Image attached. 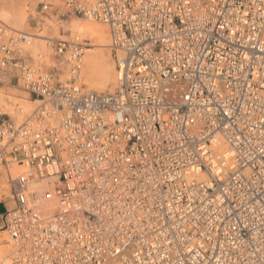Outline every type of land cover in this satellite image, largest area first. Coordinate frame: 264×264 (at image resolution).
<instances>
[{
	"label": "built area",
	"instance_id": "1",
	"mask_svg": "<svg viewBox=\"0 0 264 264\" xmlns=\"http://www.w3.org/2000/svg\"><path fill=\"white\" fill-rule=\"evenodd\" d=\"M54 11L109 26L116 87L83 83L79 36L33 57L0 19V79L40 102L0 122L11 264H264V0Z\"/></svg>",
	"mask_w": 264,
	"mask_h": 264
},
{
	"label": "rangeland",
	"instance_id": "2",
	"mask_svg": "<svg viewBox=\"0 0 264 264\" xmlns=\"http://www.w3.org/2000/svg\"><path fill=\"white\" fill-rule=\"evenodd\" d=\"M41 2L46 3H52V9L49 13H41L40 12V5ZM63 5V0H0V13H9L11 16V22L5 21L9 26H11L14 29L22 30L27 32L29 35H36V34H43L46 36L44 40H38V43L36 45H32L29 43L28 46H26L27 51L33 56L37 57L39 54H43L46 56H50L51 51V44L52 42H55L58 39H72L75 37V34H72V32L68 29V25L70 22H84L86 18L83 17H76L72 15H64L62 16L61 13H57L54 10L58 7H61ZM54 11V13H53ZM26 14V18L24 23H19L20 17L24 14ZM19 17V19H18ZM97 21V20H96ZM98 22V21H97ZM99 23H102L99 21ZM50 37V38H49ZM52 38V39H51ZM43 39V38H41ZM80 39H84L85 42L88 43L89 47H92L89 45L92 43V41L89 38L80 37ZM87 47V48H89ZM111 49V47L109 46ZM110 60L114 64L113 55H112V49L110 50ZM83 77V76H82ZM14 81H11L10 72L6 73L5 76L1 77L0 79V90L5 95V101L7 102L10 99H14L19 101L18 103H21L20 106H22V100L28 99V100H35L36 98L29 95L28 93H25L18 85V82L13 79ZM83 83L86 85V87L90 90H99L97 88L94 89V87L90 86L85 79L83 78ZM114 90V89H113ZM112 90V91H113ZM106 91V90H104ZM108 91V90H107ZM111 91V90H110ZM16 98V99H15ZM21 101V102H20ZM37 106L40 104V102L36 103ZM8 109V108H7ZM1 112L0 114V122L3 120H8L9 118H13L14 120L17 119V121L20 119V121L24 118V114L21 115L23 117L17 118L14 114H11V112L8 111V113L5 111L4 107L1 106ZM34 116V114H33ZM13 168V167H11ZM10 168V169H11ZM9 169V170H10ZM6 168H2L0 171V188H6L8 189V192L6 195L11 196V193H9V184L7 182L8 177V170L6 171ZM7 172V173H6ZM4 178V180H3ZM6 178V181H5ZM4 181V182H3ZM10 203L5 202L0 205V209H6ZM10 238L8 237L7 232L3 231L0 233V246L4 248L5 253L3 252V257H6L9 259L10 254ZM7 245V246H6ZM6 248H5V247ZM7 249V250H6ZM1 259V258H0ZM1 261V260H0ZM10 263V259H9Z\"/></svg>",
	"mask_w": 264,
	"mask_h": 264
},
{
	"label": "bare ground",
	"instance_id": "3",
	"mask_svg": "<svg viewBox=\"0 0 264 264\" xmlns=\"http://www.w3.org/2000/svg\"><path fill=\"white\" fill-rule=\"evenodd\" d=\"M26 14L27 13H24L20 17L19 23L22 22L23 24L24 21H26L25 20ZM0 19L11 22V16L9 13H0ZM68 29L72 32V34H75L76 36L79 37L89 38L92 41V43L89 44L92 47H89L85 50V54L83 58L84 66L82 70V76L85 79V81L90 86L94 87V89L97 88L102 91L104 90L112 91L113 89H115L116 70H115V65L113 64V62L110 60L109 57L111 50L109 46L112 44V35L110 33L109 26L104 23H99V21L97 22L95 19H89L84 22H70L68 25ZM44 38H46V36H44L43 34H36L32 36L30 35L28 37V41H30V44L36 45L38 43V40L41 41L44 40ZM65 77H66L65 73L61 75L62 79H65ZM10 100H14V99H10ZM3 101H5V95L0 90V106L4 107L7 113L9 111L11 112V114H14L15 117L17 118L23 117L21 116L23 114L24 117L33 116L34 111L37 108L36 103L39 102L37 100L23 99L22 100L23 105L20 106L21 103H19V106L17 107L20 109L14 110V108L9 105L8 101L2 104ZM14 101H15L14 103L19 102V101L16 102V100ZM18 121H20V119ZM20 169L21 167H19L18 165H14V167L11 168L9 172L16 173ZM42 205L44 210L54 211L57 208V201L53 196L44 197V199L42 200ZM3 252L5 253L3 246L2 247L0 246V258H1L0 264H11V261L9 263L8 258L3 257L4 255Z\"/></svg>",
	"mask_w": 264,
	"mask_h": 264
},
{
	"label": "crops",
	"instance_id": "4",
	"mask_svg": "<svg viewBox=\"0 0 264 264\" xmlns=\"http://www.w3.org/2000/svg\"><path fill=\"white\" fill-rule=\"evenodd\" d=\"M5 202H9L11 204V201H5ZM2 203H4V201H0V205H2ZM6 211H7V208L6 209H0V233L4 231V226H5L4 215H5Z\"/></svg>",
	"mask_w": 264,
	"mask_h": 264
}]
</instances>
